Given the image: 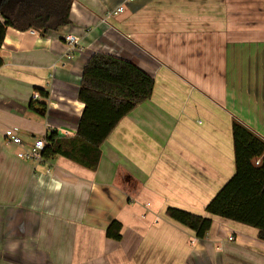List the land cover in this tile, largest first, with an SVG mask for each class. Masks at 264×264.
<instances>
[{
    "label": "crops",
    "instance_id": "crops-1",
    "mask_svg": "<svg viewBox=\"0 0 264 264\" xmlns=\"http://www.w3.org/2000/svg\"><path fill=\"white\" fill-rule=\"evenodd\" d=\"M71 21L46 36L9 27L0 48V264H264L257 229L213 215L199 239L166 215H208L236 170L235 120L264 140V0H74ZM64 33L81 42L72 57ZM97 52L150 73L151 98L105 140L96 170L19 157L51 130L76 133ZM13 126L23 145L5 139ZM119 164L143 182L132 200L113 184ZM113 220L121 240L106 235Z\"/></svg>",
    "mask_w": 264,
    "mask_h": 264
},
{
    "label": "trees",
    "instance_id": "trees-1",
    "mask_svg": "<svg viewBox=\"0 0 264 264\" xmlns=\"http://www.w3.org/2000/svg\"><path fill=\"white\" fill-rule=\"evenodd\" d=\"M73 1L0 0V48L9 27L36 30L46 36L72 24ZM3 63L0 55V68ZM154 86V77L134 63L103 52L93 54L84 66L78 91V99L84 107L77 131L70 136H60L57 130L47 133L43 157L63 156L96 170L102 144L125 116L151 98ZM34 92L43 99L49 97L42 88ZM35 102L31 100V108ZM39 103L43 113L46 103ZM232 132L236 170L207 204L208 215L174 206L167 207L166 215L194 231L199 239L207 236L213 224L211 216L216 215L257 229L258 239L264 242V140L237 120L233 122ZM113 184L129 200L137 197L143 188V182L121 164L116 169ZM121 230L122 223L113 220L106 235L121 240Z\"/></svg>",
    "mask_w": 264,
    "mask_h": 264
},
{
    "label": "built area",
    "instance_id": "built-area-1",
    "mask_svg": "<svg viewBox=\"0 0 264 264\" xmlns=\"http://www.w3.org/2000/svg\"><path fill=\"white\" fill-rule=\"evenodd\" d=\"M127 1H135V0H127ZM125 4H121L118 7H116L115 9H112L110 11H108L101 19V23L103 24H108L110 18H112L113 16H116L118 14H120L121 12H123L125 10ZM30 32L32 34L35 35H40L38 31L36 30H30ZM62 40L67 44L68 46V57H72L71 54H75L77 52H80V46H81V42L79 40V37L73 33H64L62 35ZM41 95L39 93H34L33 94V99L37 100V99H41ZM5 139L10 142L13 143L15 145H23V140L20 136V128L18 126H13L10 128H7L5 130ZM45 147V141L44 138H38L35 140V142L33 143V145H31L28 149H23L22 151L19 152L18 156L29 160V159H35V160H42L44 159L42 152L43 149ZM259 159L256 161L257 163H259ZM230 239L232 240V237H230Z\"/></svg>",
    "mask_w": 264,
    "mask_h": 264
},
{
    "label": "water",
    "instance_id": "water-1",
    "mask_svg": "<svg viewBox=\"0 0 264 264\" xmlns=\"http://www.w3.org/2000/svg\"><path fill=\"white\" fill-rule=\"evenodd\" d=\"M60 136H64V133H62L61 131H58Z\"/></svg>",
    "mask_w": 264,
    "mask_h": 264
}]
</instances>
